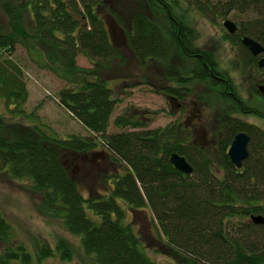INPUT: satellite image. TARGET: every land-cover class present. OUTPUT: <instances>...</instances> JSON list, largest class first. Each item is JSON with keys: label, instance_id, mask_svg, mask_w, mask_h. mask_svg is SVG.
<instances>
[{"label": "trees", "instance_id": "16d2710c", "mask_svg": "<svg viewBox=\"0 0 264 264\" xmlns=\"http://www.w3.org/2000/svg\"><path fill=\"white\" fill-rule=\"evenodd\" d=\"M146 2L161 9L165 22L145 11L130 15L125 44L140 65L166 66L174 83L164 90L180 101L195 81L225 85L233 105L244 113L245 104L230 92L213 55L191 44V29L173 19L169 3ZM219 4L221 15L238 20L236 31L225 34V39L236 50L239 64L254 70L264 84V66H258L264 57V0H220ZM0 6L8 18L5 27L0 25V101L8 113L37 116L25 108L29 93L24 65L15 57L19 46L37 68L64 81L57 102L84 129L82 135L59 137L36 122L32 134L0 132V171L29 180L48 220H59L68 233L78 236L82 251L97 264H156L126 219L127 209L143 208L152 213L159 242L182 264H264V126L224 112L218 118L214 143L202 146L178 121L148 128L139 110L126 108L112 120L118 130L109 131L121 98L98 69L120 53L104 17L113 14L112 0H0ZM198 9L203 12L202 6ZM243 36L260 43L262 53L251 54L241 42ZM79 55L92 66L78 65ZM238 132L249 137L248 155L240 168L227 154ZM59 149L76 158L104 154L117 168L103 176V191L86 187L85 196ZM173 152L185 158L191 173L173 167L169 161ZM258 215L262 223L252 220ZM10 231L0 212V237L8 238ZM56 253L69 260L72 249L60 238L54 247L42 242L36 260ZM31 263L32 255L23 244L0 252V264Z\"/></svg>", "mask_w": 264, "mask_h": 264}, {"label": "rangeland", "instance_id": "374dc122", "mask_svg": "<svg viewBox=\"0 0 264 264\" xmlns=\"http://www.w3.org/2000/svg\"><path fill=\"white\" fill-rule=\"evenodd\" d=\"M166 1L169 3L173 19L177 23L181 21L186 23L191 29V44L198 45L213 55L218 70L231 85L230 92L245 104L244 113L233 105L227 95V91L230 90L227 86L212 87L205 81H195L183 100H170L168 95L172 94L167 93L164 87L173 84L174 81L167 77L166 66H158L155 63L140 65L125 44V33L133 12L145 11L157 21L164 23L165 17L161 9L150 7L146 0H112L113 14L111 16L105 11L110 16L104 14V17L112 42L120 53L107 67L98 69L108 86L114 89L116 97L121 98L114 109L109 131L118 130L113 126L112 120L126 108H129V112L139 110L141 113L139 116H144L148 128L178 121L192 133L191 139L202 146L214 143L215 128L219 126L218 118L224 112L235 114L246 122L264 126L262 98L264 93L258 89L259 85L263 84L258 82V74L254 70L241 67L236 50L225 39V34L229 32L223 21L230 19L238 23V20L230 14L221 15L220 0ZM198 5L202 6L203 12L198 9ZM7 20L0 6V25L5 27ZM15 57L20 58L24 65L29 93L25 103L26 111H32V114L37 116L31 118L8 113L0 101V132L32 134V124L38 122L42 123L41 126L46 128L49 134L54 132L59 137L84 134L82 125L57 102L55 97L64 81L47 70L37 68L19 46L16 48ZM176 60L180 62V57ZM77 64L84 67L92 66L83 55L77 57ZM177 104L181 106L179 109L176 108ZM59 150L64 163L75 176L78 187L85 196L88 195L86 187H90L93 192L103 191L105 189L103 176L117 168L104 154L76 158L66 150ZM39 202L40 195L32 191L28 179L13 178L6 171H0V212L11 227L8 238L0 237V252L5 248L23 244L32 255L31 264H97L92 256L82 251L78 236L68 233L59 220H48L41 213ZM126 219L130 221L146 253L156 264H182L177 254L159 242L157 226L148 208L127 209ZM59 238L72 249L71 258L61 259L56 253L37 262L40 244L47 242L54 247Z\"/></svg>", "mask_w": 264, "mask_h": 264}, {"label": "water", "instance_id": "95a60500", "mask_svg": "<svg viewBox=\"0 0 264 264\" xmlns=\"http://www.w3.org/2000/svg\"><path fill=\"white\" fill-rule=\"evenodd\" d=\"M223 25L227 29L229 33H234L236 31V24L232 22L230 19H225L223 21ZM241 42L245 45L251 54L259 55L263 51V47L257 41L249 38L248 36H243L241 38ZM258 66H264V57L259 58ZM259 90L264 93V85H259ZM248 135L245 132H238L234 135L231 143L229 144L227 154L231 163L236 167L240 168L242 166L243 160L246 159L248 152H247V143H248ZM170 163L173 165L175 169L182 173L189 174L192 172L191 165L185 160V158L176 152L170 154L169 157ZM252 220L256 223H262L263 219L261 216H253Z\"/></svg>", "mask_w": 264, "mask_h": 264}, {"label": "flooded vegetation", "instance_id": "af4514ba", "mask_svg": "<svg viewBox=\"0 0 264 264\" xmlns=\"http://www.w3.org/2000/svg\"><path fill=\"white\" fill-rule=\"evenodd\" d=\"M264 85V84H263ZM168 97H169V99L170 100H173V101H180V99H178V97L177 96H172V95H168ZM181 106H180V104H177V109H179Z\"/></svg>", "mask_w": 264, "mask_h": 264}]
</instances>
